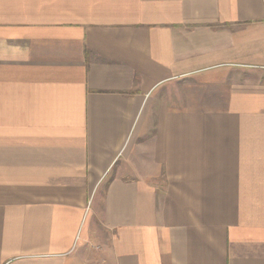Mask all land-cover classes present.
<instances>
[{
    "label": "crops",
    "instance_id": "0c3cea01",
    "mask_svg": "<svg viewBox=\"0 0 264 264\" xmlns=\"http://www.w3.org/2000/svg\"><path fill=\"white\" fill-rule=\"evenodd\" d=\"M0 264H264V0H0Z\"/></svg>",
    "mask_w": 264,
    "mask_h": 264
}]
</instances>
